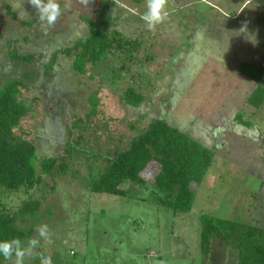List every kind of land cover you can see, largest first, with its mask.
<instances>
[{"label": "rangeland", "instance_id": "obj_1", "mask_svg": "<svg viewBox=\"0 0 264 264\" xmlns=\"http://www.w3.org/2000/svg\"><path fill=\"white\" fill-rule=\"evenodd\" d=\"M105 1L58 0L62 15L42 26L29 0H0V88L12 80L24 84L22 99L31 111L14 134L35 145L42 179L31 188L3 189L0 202L9 212L39 202L38 219L22 228L31 229V238L43 225L51 233V243L24 264H40L41 256L53 264H237L236 252L221 239L213 238L207 252L200 249L199 218L264 228V105L246 109L250 127L236 119L256 87L238 65L264 66V0H167L169 15L155 31L141 19L146 0H110L120 12L119 29L141 47L132 52L114 45L79 75L72 70L75 52H63L86 38V21L101 19ZM12 51L36 58L12 61ZM128 87L143 95L137 109L121 100ZM155 119L214 152L203 182L190 185L189 214L157 203L150 174L145 186H122L130 197L88 191L89 169L97 176L105 159L124 151ZM47 158L56 166L42 175Z\"/></svg>", "mask_w": 264, "mask_h": 264}, {"label": "trees", "instance_id": "obj_2", "mask_svg": "<svg viewBox=\"0 0 264 264\" xmlns=\"http://www.w3.org/2000/svg\"><path fill=\"white\" fill-rule=\"evenodd\" d=\"M116 7L106 0L101 8V19L86 21V38L63 52L65 55L75 52L72 70L79 75H85L88 66L95 67L105 60L114 45L128 46L132 52L140 49V41L126 37L119 29L120 12ZM5 8L9 11L8 7ZM132 52L128 51V54L132 55ZM35 58L33 54L10 53V59L19 63L31 64ZM56 58L57 54H54L48 68L53 66ZM237 71L256 85L236 117L238 123L250 127L243 117L248 107L258 110L264 105V66L242 62ZM23 88L24 84L19 80L8 81L0 88V193L3 189L17 191L42 182L36 166L35 145L14 134L21 120L31 111L30 105L22 99ZM95 96L90 99L92 114L96 113L98 106ZM143 99V95L133 87H128L121 95V100L133 109H137ZM213 157L214 152L200 141L163 120L155 119L131 140L124 151L114 158L105 159V165L97 176H94L93 169H89L88 191L91 194L130 197L129 191L122 186H145L147 182L143 177L150 174L153 198L157 203L174 213L189 214L195 200L190 185L203 182ZM56 162L55 158L42 160V175H49ZM39 207V202L28 201L16 212H9L0 202V240L30 239L31 229H24L22 225L27 224L28 219H38ZM199 219L202 251L207 252L211 240L218 238L234 249L237 264H264V228L258 223L244 224L206 214ZM0 264H4L2 258Z\"/></svg>", "mask_w": 264, "mask_h": 264}, {"label": "clouds", "instance_id": "obj_3", "mask_svg": "<svg viewBox=\"0 0 264 264\" xmlns=\"http://www.w3.org/2000/svg\"><path fill=\"white\" fill-rule=\"evenodd\" d=\"M36 9V14L42 26H52L62 15L61 5L58 0H29ZM26 15V13H25ZM169 13L167 11V0H146L145 11L141 16L146 28L155 31L164 23ZM254 41L253 36H249ZM51 243V233L46 225L37 231L36 238L0 240V258L7 264H24L26 257H35L36 249L41 245ZM40 264H53L50 256L39 257Z\"/></svg>", "mask_w": 264, "mask_h": 264}]
</instances>
